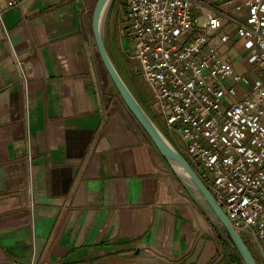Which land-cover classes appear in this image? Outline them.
I'll list each match as a JSON object with an SVG mask.
<instances>
[{"label":"crops","instance_id":"crops-1","mask_svg":"<svg viewBox=\"0 0 264 264\" xmlns=\"http://www.w3.org/2000/svg\"><path fill=\"white\" fill-rule=\"evenodd\" d=\"M97 1L2 16L0 264H224L228 242L112 90L92 48Z\"/></svg>","mask_w":264,"mask_h":264},{"label":"built area","instance_id":"built-area-1","mask_svg":"<svg viewBox=\"0 0 264 264\" xmlns=\"http://www.w3.org/2000/svg\"><path fill=\"white\" fill-rule=\"evenodd\" d=\"M5 1L0 26L23 3ZM120 9L123 49L139 63L151 108L264 256V0H123ZM232 48L247 63L244 72Z\"/></svg>","mask_w":264,"mask_h":264},{"label":"water","instance_id":"water-1","mask_svg":"<svg viewBox=\"0 0 264 264\" xmlns=\"http://www.w3.org/2000/svg\"><path fill=\"white\" fill-rule=\"evenodd\" d=\"M115 0H98L92 16V30L99 56L123 101L147 133L151 141L163 155L171 168L178 174L183 184L190 190L198 201L196 194L185 182V178L193 181L199 194L204 198L209 209L208 214L219 220L227 230L233 244L244 264H260L243 234L235 228L231 219L216 200L214 194L199 176L185 155L177 148L169 136L154 120L152 115L140 101L125 76L115 62L106 38V28L110 11Z\"/></svg>","mask_w":264,"mask_h":264},{"label":"rangeland","instance_id":"rangeland-1","mask_svg":"<svg viewBox=\"0 0 264 264\" xmlns=\"http://www.w3.org/2000/svg\"><path fill=\"white\" fill-rule=\"evenodd\" d=\"M118 1H119V5H117L113 9V11L111 9L110 14H109L110 20L107 22V28H106L107 43L113 49L114 56L116 57L117 63L120 66V68L122 69V72H123L125 78L132 83L134 91H136V93L140 96L142 101L147 106L148 105L150 106L149 109L156 116V118H157L158 122L160 123V125L162 126V128L166 131V125H165V122H164L162 116L158 112H154L153 109L151 108L150 92H149L147 85L144 82V80L140 74L138 61L136 59H132L123 49L124 44L122 42V38H123V34L125 32V28H124L125 23L123 20L124 12L119 9L120 3L123 0H118ZM241 43H242L241 41L238 42L239 47H240ZM115 46H116V48H115ZM229 46H230L229 44L227 45V47L225 46L224 50L228 49ZM116 53L118 54V56ZM102 65H104V64H102ZM104 68H105V66H104ZM239 70L243 71V69H239ZM105 72L108 74L106 68H105ZM108 78L111 80L109 74H108ZM110 82H111L113 92L117 95L118 98L123 100L121 95L119 94L117 88L115 87L113 81L111 80ZM112 90H111L110 94H112ZM211 218L213 219L214 225L217 227L222 238L225 239L228 242L230 248L235 251V246L231 243V241H230V239L226 233L225 227L221 224V222L219 220H217L213 217H211ZM243 236L245 237L246 240H248V238L251 235L249 234L248 231H244Z\"/></svg>","mask_w":264,"mask_h":264},{"label":"trees","instance_id":"trees-1","mask_svg":"<svg viewBox=\"0 0 264 264\" xmlns=\"http://www.w3.org/2000/svg\"><path fill=\"white\" fill-rule=\"evenodd\" d=\"M117 5H119V1L118 0H115L114 1V3H113V6H112V11H113V9L117 6ZM123 20H124V22H125V18L123 17ZM108 47H109V49H110V52H111V54H112V56H113V58H114V60H115V62L117 63V60H116V57L114 56V53H113V49L111 48V46H109L108 45ZM117 65H118V63H117ZM118 67L120 68V66L118 65ZM120 70H121V72H122V69L120 68ZM123 73V72H122ZM124 75V74H123ZM127 80V79H126ZM128 81V80H127ZM128 83L130 84V86L132 87V89L134 90V88H133V85H132V83L130 82V81H128ZM135 93H136V91H134ZM136 95L138 96V98L140 99V101L143 103V105L145 106V108L148 110V112L152 115V117L154 118V120L158 123V125L162 128V126L160 125V123L158 122V120H157V118H156V116L152 113V111L149 109L150 108V106L148 105H146L143 101H142V99L140 98V96L136 93ZM163 129V128H162ZM164 130V129H163ZM164 132H166L165 130H164ZM167 134V133H166ZM226 233H227V230H226ZM227 235H228V237H229V239H230V241H231V243L233 244V241L231 240V237L229 236V234L227 233ZM234 245V244H233ZM224 260V264H244L243 262H242V260H241V258H240V256L238 255V252H237V250H236V248H235V252L230 248V247H228V246H225V256H224V258H223Z\"/></svg>","mask_w":264,"mask_h":264},{"label":"bare ground","instance_id":"bare-ground-1","mask_svg":"<svg viewBox=\"0 0 264 264\" xmlns=\"http://www.w3.org/2000/svg\"><path fill=\"white\" fill-rule=\"evenodd\" d=\"M185 182L191 187V189L194 191V193L196 194V197L198 199V201L207 209H209V206L207 205L206 201L204 200V198L199 194L198 192V188L196 186V184L191 181L190 179L185 178L184 179ZM210 210V209H209Z\"/></svg>","mask_w":264,"mask_h":264}]
</instances>
